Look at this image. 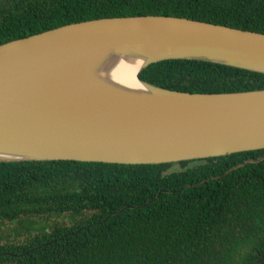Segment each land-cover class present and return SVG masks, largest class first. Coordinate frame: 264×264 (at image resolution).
<instances>
[{"label": "trees", "instance_id": "1", "mask_svg": "<svg viewBox=\"0 0 264 264\" xmlns=\"http://www.w3.org/2000/svg\"><path fill=\"white\" fill-rule=\"evenodd\" d=\"M169 15L264 33V0H0V44L104 17ZM140 77L179 91L264 89L195 60ZM264 149L160 164L0 161V264H264ZM246 163L234 170L240 164Z\"/></svg>", "mask_w": 264, "mask_h": 264}, {"label": "water", "instance_id": "2", "mask_svg": "<svg viewBox=\"0 0 264 264\" xmlns=\"http://www.w3.org/2000/svg\"><path fill=\"white\" fill-rule=\"evenodd\" d=\"M170 59L264 73V33L137 15L0 44V161L160 164L264 149V89L193 93L140 77Z\"/></svg>", "mask_w": 264, "mask_h": 264}, {"label": "rangeland", "instance_id": "3", "mask_svg": "<svg viewBox=\"0 0 264 264\" xmlns=\"http://www.w3.org/2000/svg\"><path fill=\"white\" fill-rule=\"evenodd\" d=\"M15 227H17L16 224H12V223H8V224H0V242L1 243H5L7 241H18L21 238H23V236H18L17 231L16 230H20L17 229L15 230Z\"/></svg>", "mask_w": 264, "mask_h": 264}]
</instances>
